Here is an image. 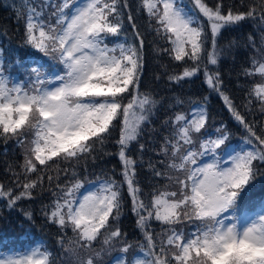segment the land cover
Instances as JSON below:
<instances>
[{"label":"snow or ice","instance_id":"snow-or-ice-1","mask_svg":"<svg viewBox=\"0 0 264 264\" xmlns=\"http://www.w3.org/2000/svg\"><path fill=\"white\" fill-rule=\"evenodd\" d=\"M189 4L140 0L139 8L149 17V28L169 45L159 51L180 62L182 72H168L164 66L168 81L180 84L203 73L205 84L248 133L244 143L252 149L235 151L225 160L218 155L229 141L224 129L217 128L214 138L198 140L194 135L202 133L208 122L207 109L200 106L188 113L174 111L162 121L168 134L158 151L151 150L164 159L145 162L143 153L149 148L140 137L164 100L141 90L145 37L131 11L127 14L131 35L126 32L128 0H14L11 6L17 22L24 23V45L51 63L25 66L17 60L6 68L0 48V141L5 145L15 141L23 149L20 171L7 166L12 180L8 186L0 183V200L11 211L22 200L35 199L36 190L50 192L41 215L46 225L58 230L60 264H103L104 255L117 245L120 256L113 264H264V211L255 217L247 212L236 215L241 194L264 167V135L257 134L233 103L219 68L229 55L235 59V49L250 48L249 63L241 66L240 73L252 79L243 107L251 111L255 100L264 113V0H240L238 7L227 8L223 0L211 6L207 0ZM244 22L251 23L255 34L248 33L243 43L236 38L219 43L224 31L241 28ZM14 66L24 72L23 80L12 74ZM182 103L176 98L173 106ZM117 128L115 155L122 180L114 175L98 177L97 190L79 196L91 181L77 166L95 161L98 152L112 155L104 146ZM133 142L139 160L129 155ZM205 157L212 159L202 163ZM138 166L147 167L164 183L150 181L151 190L145 192ZM125 185L143 237L139 254L131 260L126 257L133 245L119 226ZM24 215L31 221L34 214L24 211ZM0 264H56V260L40 243L24 252L0 249Z\"/></svg>","mask_w":264,"mask_h":264},{"label":"trees","instance_id":"trees-1","mask_svg":"<svg viewBox=\"0 0 264 264\" xmlns=\"http://www.w3.org/2000/svg\"><path fill=\"white\" fill-rule=\"evenodd\" d=\"M227 1V0H225ZM16 3H19V0H15ZM42 2V0H41ZM228 2V1H227ZM14 0H0V48L4 50V59H5V67L7 68L8 63L11 62L15 65L16 61L19 60L23 65H30L32 62H37V60H42L43 62H47L48 64L51 61H48L46 57H43L41 53H38L27 47L23 43L24 37V23L21 20L19 23L16 19V14L12 9V4ZM130 5V9H125V27L128 35H131V26L127 21V14L131 11L134 16V22L138 25V28L141 33H143L145 37V47H144V57H145V68L144 74L148 76L150 88L154 90L153 92L162 93L160 97L163 96L165 100L168 99L167 95L170 92L182 91L181 99L184 102H190V99L197 98H206V106H207V114H208V122L206 127L210 129H216L220 127L224 129L229 138L233 141H237V139L241 138L242 134L247 133L245 129L239 125L236 120L233 118L231 112L225 105V102L222 98L215 92H212L209 87L205 84L203 77H198L191 82L181 81V84H175L169 82L167 79V73L165 71V67L167 66V71L171 72L173 70L179 72L182 71L180 68V62H175L170 59L167 53L158 51L157 47H153L152 45L156 42L155 35L149 28V17L146 12H144L141 8H139L140 0H128ZM234 3H238V0H234ZM240 5V3H238ZM243 11V9H239ZM7 32V35H4V32ZM253 32L254 30L251 26L250 22H244L243 26L240 29H236L235 31H230V33L225 32V40H231L236 38L243 43L247 34ZM115 37H109V41H115ZM259 37L257 36V42ZM163 47H169V45L165 44L162 41ZM227 44V42L225 41ZM158 44V43H156ZM252 52L250 48L245 49L243 47L237 48L234 50L235 59L229 55L227 58L221 60L219 65L220 72L222 74V79L224 81V87L226 92L229 94L230 98L233 100V103L237 106L238 110L245 116L247 121L252 122L255 126L257 134L264 135V132H261V127L264 126V113L260 111L259 103L254 100L253 107L251 111L243 107V104L246 99V93L248 90V86L252 83V79H246L243 75H241V66H247L249 63V55ZM189 63H191L189 61ZM151 64L153 66H151ZM14 66L13 68H15ZM12 71H17L12 69ZM159 77V79H157ZM259 80V77L255 78ZM156 85L155 88L159 87V90H155L151 84ZM156 83V84H155ZM170 98L173 96L170 95ZM204 100V99H201ZM172 115L171 112L158 109L157 114L152 118L151 124L148 126V130L143 133L140 137V142L146 143L149 150L155 148L157 151L160 148V144L163 141L164 133L163 129L160 128V121L164 120L167 116ZM228 129V130H227ZM154 130V131H153ZM212 132L204 129L202 130V136H211ZM119 136V128L113 132L110 141L106 143L105 150L108 153H112V155H102L101 153H97L96 160L92 161L91 159L87 162H81L80 165L77 166V170L81 175L87 174L88 178H91L90 181L96 180L98 177L100 179H104L106 176L114 175L116 180H122L120 175L121 163L118 160V157L115 155L117 151V144L115 141ZM155 136L154 138H152ZM199 137V134L197 138ZM244 139L248 138V135L243 137ZM155 140L154 143H152ZM254 143L258 144V142ZM14 141L9 148L0 141V183H3L5 186L12 180L11 173L7 170V166L11 165L17 172L20 171V165L18 161H16V156L18 153L12 148ZM132 152L129 153L130 156L139 160L140 153L136 142L132 144ZM252 146V145H251ZM11 149H13L11 151ZM149 150L143 153L144 160L147 162L149 160ZM11 151V153H10ZM154 157H152L153 161L163 160V156H157L156 152L153 151ZM23 164V163H22ZM65 165L61 163V167ZM43 167V166H40ZM161 170H163L164 165L158 164ZM85 168L87 172L85 173ZM113 169L115 173H113ZM263 174L264 176V167H261L258 170V175ZM55 173L53 172V175ZM71 174V169H69V175ZM35 175V174H32ZM257 175V176H258ZM256 176V177H257ZM138 178L140 184L145 192H149L151 190L150 181L154 182H164L158 177H152L150 170L147 167H139L138 166ZM65 177L63 173H61V181H63ZM261 183V182H260ZM45 184H47V180H45ZM256 184L249 185L251 193L255 189H251ZM264 188V185L261 187ZM245 189H248L246 187ZM19 190V189H17ZM51 200V194L48 191L40 192L36 190V198L35 199H24L22 200L18 207L9 210L7 207V203L4 200H0V248H10L17 247L20 245H25V243L35 242V240L41 241L44 245L49 247L51 252L53 253V258L56 260V264L60 262L61 250L57 244V228L52 225H46L44 222V218L41 215V207L42 204L49 203ZM24 211L33 212V219L30 221L25 218ZM155 229L159 231V224L155 221L152 222ZM119 226L123 232L127 234V240L132 244L135 243L137 237L135 236L136 231H133L136 226V217L133 215L131 211V202L126 193V185H125V195H124V208L121 213V218L119 221ZM68 236H71V230L67 233ZM117 245L116 247H118ZM115 255L113 252L110 254H105L103 257V264H107L110 262L111 257ZM118 253H116L117 257ZM129 255V253H128Z\"/></svg>","mask_w":264,"mask_h":264},{"label":"rangeland","instance_id":"rangeland-1","mask_svg":"<svg viewBox=\"0 0 264 264\" xmlns=\"http://www.w3.org/2000/svg\"><path fill=\"white\" fill-rule=\"evenodd\" d=\"M228 1V2H227ZM223 0V3L225 5V7L227 8L228 5L232 4L233 5V2L234 0ZM237 1V0H236ZM217 2V0H207V3L211 6V5H214L215 3ZM184 3H185V6L186 7H191V5L189 4V0H184ZM238 3H240V0H238ZM238 3H234L235 6H239ZM145 12V11H144ZM203 19V18H202ZM205 23H207L205 21ZM240 29V28H238ZM231 31V30H230ZM230 31H224L223 32V35L221 36L220 40H219V43L221 45H226L225 41L228 42L229 40L226 39V36H225V32H228L230 33ZM232 31H235V30H232ZM155 38V41L156 43H154L152 46L153 47H157V50L159 51L160 48H164L163 46H161L163 43H162V40L157 37L156 35L154 36ZM38 63H45L43 62L42 60H37ZM32 63H30L31 65ZM25 66H28L25 65ZM151 66H153L151 64ZM144 68H145V65H144ZM12 69H15L17 71H12V74L18 79V80H23L24 79V72L19 68V66H16L15 68H12ZM179 72H182V71H179ZM198 77H203L204 79V76H203V73H200L197 75ZM196 78L195 77H192V78H186L184 80V82H189V81H193L194 79ZM142 83H141V90L142 91H150L154 94H156L157 98L160 99L162 98L164 100V104L159 107V109H163L166 111H169L171 112V114L174 112V111H183L185 113H188L190 112V110L194 107H200V106H203L205 108H207L206 106V98H197V99H190V102H184L183 100V103L180 104V105H177V106H173V102L176 98H181V92L182 91H176V92H170L168 93L167 97L168 99L165 100L162 97H160V95L162 93L158 92L155 93L153 92L154 90H152L150 88V85H148L149 83V79H148V76L144 74L143 72V76H142ZM156 84V83H155ZM181 84V83H180ZM151 86H153L154 88L156 87V85H153V83L151 84ZM155 90H159V87L155 88ZM170 95L173 96V98H170ZM201 99H204V100H201ZM152 122V121H151ZM160 128L163 129V133H164V136L168 134V129L166 127H163L162 126V120L160 121ZM217 128H220V127H217ZM216 128V129H217ZM206 130L212 132L211 136L207 135V136H202L201 137V133L199 134V137L197 138L198 140L201 139V138H204V137H215L216 135V129H210L208 127H205ZM228 130V129H227ZM196 137L198 136V134H194ZM248 135V133H245V134H242L241 138L237 139V141H233L231 140L232 137L229 138V141L227 142L226 146L224 147L223 150H218V155L221 157V160H225V159H228L229 158V155L230 154H234L235 151H241L242 149L243 150H251L252 149V146L251 145H247L244 143V141L246 139H244L243 137ZM155 136H153L152 138H154ZM155 140L152 142L154 143ZM12 144V141H9L8 144L6 145L7 148L10 147V145ZM18 154L15 155L16 156V161H18L19 164H22L23 163V149L22 148H19L16 146L15 144V141H14V144H13V147H12ZM132 148L133 146H131L130 148V152H132ZM11 149V151L13 150ZM10 151V153H11ZM13 152V151H12ZM129 152V153H130ZM154 152L152 150H149V158L152 159V157H154ZM164 158V157H163ZM212 158L211 157H205L203 158V160L201 161L202 163L203 162H209ZM164 169V168H163ZM18 171V169H17ZM257 175H258V172H257ZM256 175V176H257ZM91 178H88V180L90 181ZM97 179L96 180H93L89 183H85V187L83 189L80 190V192L78 193L79 196H83L85 194H87L89 191H95L97 190L98 188V183H96ZM261 182V183H260ZM164 182H161L160 184L162 185ZM251 184H256L254 187H252L251 189H255V191L253 192L254 194H252L250 188H249V185ZM249 185L247 186L248 189H244L243 193L241 194V197L239 198L238 200V204H237V208H236V215L238 216H243L246 212L250 215V216H253L255 217V215H257L260 211H264V188H261L263 185H264V176L263 174H259L257 177H255V179L253 181H251L249 183ZM133 231H136L135 233V236L137 237V239L135 240V243H133V247L131 248V250L128 252L129 255L127 254V257L126 259L128 260H131L133 258V256H136L139 254V250H138V242L142 241L143 240V237L141 236L140 232L137 230V226H135V229H133ZM41 241H38V240H35V242H31V243H25V245H20V246H13V247H10V248H0L2 250H4L5 252H9L10 250L11 251H20V252H24V251H27L29 250L31 247H34L36 246L37 244H40ZM43 244V243H42ZM49 248V247H48ZM118 247H116L115 250H113V253L116 255V253H118L117 257L120 256V252L118 251ZM115 255H113L111 257V260L109 263L107 264H113L114 262V259L117 258ZM142 258V257H141ZM60 264V262H59Z\"/></svg>","mask_w":264,"mask_h":264}]
</instances>
